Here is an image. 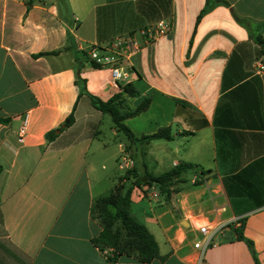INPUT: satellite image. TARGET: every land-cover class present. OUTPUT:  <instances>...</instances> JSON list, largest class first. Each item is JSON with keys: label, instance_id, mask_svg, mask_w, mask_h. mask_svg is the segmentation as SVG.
<instances>
[{"label": "crops", "instance_id": "1", "mask_svg": "<svg viewBox=\"0 0 264 264\" xmlns=\"http://www.w3.org/2000/svg\"><path fill=\"white\" fill-rule=\"evenodd\" d=\"M225 1L65 0L64 11L60 0H0V117L9 119L0 123V264H197L203 223L218 228L203 264H264V0ZM161 19L171 31L123 58L126 78L90 65L84 48ZM120 81L139 92L126 96L128 108L151 98L125 119L134 135L172 134L119 143L117 161L133 159L129 168L148 178L133 189L132 211L159 244L163 258L149 263L110 261L94 242L102 225L92 204L116 183L100 195L112 186L94 161L110 148L106 113L86 92L108 100ZM72 111L75 122L60 130ZM182 163L195 167L173 175L167 196L149 176Z\"/></svg>", "mask_w": 264, "mask_h": 264}, {"label": "trees", "instance_id": "2", "mask_svg": "<svg viewBox=\"0 0 264 264\" xmlns=\"http://www.w3.org/2000/svg\"><path fill=\"white\" fill-rule=\"evenodd\" d=\"M216 1L227 3L225 0ZM60 4L62 9L66 11L67 5L65 0H60ZM208 9L209 8L207 7L202 10L198 16L197 22L200 21L201 17L208 11ZM236 19L251 29V22L237 16ZM260 25H264V22L260 23ZM256 40L262 45V52L264 53V37L258 35ZM46 53L47 52H42L40 55ZM84 54L87 55V52L84 51ZM90 65L96 68H102V66L95 64L94 62H90ZM78 80L80 81V79ZM119 86V92L114 94L108 100H103L90 92L86 93L90 97L92 104L98 110L112 116L115 127L119 131H123L132 143H148L152 140L162 138L171 139L172 134L169 127L160 128L154 133L145 134L141 137H136L134 135L133 131L125 124V119L146 110L151 103V98H144L135 108L130 109L127 107L126 96L135 97L139 93L138 89L132 82L123 83L120 81ZM8 121V118L0 117V123ZM74 122L75 114L72 111L59 129L62 130L67 128ZM56 137V130H51L47 133V138L49 140H54ZM194 167L193 164L182 163L172 172L154 178L152 176L149 177L160 184L162 193L170 196L172 190L169 188V184L166 185L167 182L173 179V175L179 176L181 172ZM2 171L3 166L0 164V174ZM128 171L131 175L130 180L132 179V181H134L130 186L123 182L116 183L108 195L98 198L92 204V215L98 219L102 225V231L94 242L97 246L101 247L103 251L108 250L106 256L110 261H116L120 256L126 254L135 256L141 262L149 263L156 258H163L160 254L159 244L146 224L141 222L132 211L133 189L149 182L142 181L143 175L139 174L136 168L129 169ZM239 237L246 240V242L252 247V241L247 239L240 231Z\"/></svg>", "mask_w": 264, "mask_h": 264}, {"label": "built area", "instance_id": "3", "mask_svg": "<svg viewBox=\"0 0 264 264\" xmlns=\"http://www.w3.org/2000/svg\"><path fill=\"white\" fill-rule=\"evenodd\" d=\"M171 29V20L161 19L140 29L134 34L117 37L106 46L91 45L84 48V50L87 52L88 58L91 62H94L102 67H110L114 81H119L128 76L127 71L121 66L123 58H129L136 54L142 49L144 44L150 43L167 35ZM262 67H264V65H262ZM27 130L28 116L25 117L19 128V142H25ZM125 163L126 167H129L134 164V161L131 158H126ZM154 195L156 196L157 194ZM198 229L203 237L196 240L194 242V246L199 249L197 264H203L204 254L206 250L214 244V236L218 228L210 225L209 223H203L199 225ZM105 252L107 253L108 250Z\"/></svg>", "mask_w": 264, "mask_h": 264}, {"label": "rangeland", "instance_id": "4", "mask_svg": "<svg viewBox=\"0 0 264 264\" xmlns=\"http://www.w3.org/2000/svg\"><path fill=\"white\" fill-rule=\"evenodd\" d=\"M114 124L113 118L110 114L106 113L105 114V119L101 124V130H102V137H107L109 140V151L104 154V156H101L99 158H95V163L97 164L98 167V174L101 178H107L109 179V182L112 186H105V189L102 190L100 195H105L110 192V187H113L115 183L123 182L127 183L129 182V186L134 182V181H129L130 180V174H129V169L125 166V159L120 158V161H117L118 155H120V148H119V143L121 141L125 143H129L130 140L128 139L127 135L123 131H118V136L113 135L112 131V126ZM91 159V158H90ZM122 164L123 168L119 167V164ZM106 165L107 170L102 169V166ZM141 166V165H140ZM141 169V167H139ZM97 174V175H98ZM191 174L188 173L186 174V177L188 178V181H190ZM143 178V176H142ZM95 184V182H94ZM102 185H105V183H102ZM108 187V188H107ZM102 189V188H101ZM109 189V190H108Z\"/></svg>", "mask_w": 264, "mask_h": 264}, {"label": "water", "instance_id": "5", "mask_svg": "<svg viewBox=\"0 0 264 264\" xmlns=\"http://www.w3.org/2000/svg\"><path fill=\"white\" fill-rule=\"evenodd\" d=\"M147 179H148L147 176H144V177L142 178V181L145 182Z\"/></svg>", "mask_w": 264, "mask_h": 264}]
</instances>
